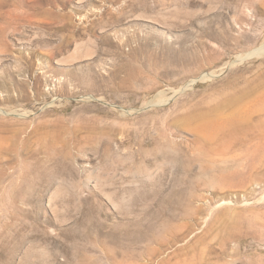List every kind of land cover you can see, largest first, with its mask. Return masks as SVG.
<instances>
[{"label":"rangeland","instance_id":"rangeland-1","mask_svg":"<svg viewBox=\"0 0 264 264\" xmlns=\"http://www.w3.org/2000/svg\"><path fill=\"white\" fill-rule=\"evenodd\" d=\"M0 264H264V0H0Z\"/></svg>","mask_w":264,"mask_h":264},{"label":"bare ground","instance_id":"bare-ground-1","mask_svg":"<svg viewBox=\"0 0 264 264\" xmlns=\"http://www.w3.org/2000/svg\"><path fill=\"white\" fill-rule=\"evenodd\" d=\"M114 59V58H113ZM48 63V62H47ZM49 70V69H48ZM163 100V99H162ZM198 116H194V118H197ZM202 124V123H201ZM205 125H195L193 128L191 127V129L193 130L194 133L200 135H205L208 137V133L211 132L210 130V125L208 124V126H206L207 123H204ZM187 127V126H186ZM187 129V128H186ZM190 129V128H188ZM187 129V130H188ZM190 131V130H189ZM212 134V133H211ZM204 140V139H203ZM4 184V183H3ZM5 185V184H4ZM13 185V184H12Z\"/></svg>","mask_w":264,"mask_h":264}]
</instances>
